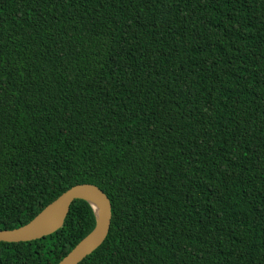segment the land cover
<instances>
[{
  "label": "trees",
  "instance_id": "16d2710c",
  "mask_svg": "<svg viewBox=\"0 0 264 264\" xmlns=\"http://www.w3.org/2000/svg\"><path fill=\"white\" fill-rule=\"evenodd\" d=\"M80 184L111 221L78 264H264V0H0V230ZM95 225L76 200L0 264Z\"/></svg>",
  "mask_w": 264,
  "mask_h": 264
},
{
  "label": "water",
  "instance_id": "95a60500",
  "mask_svg": "<svg viewBox=\"0 0 264 264\" xmlns=\"http://www.w3.org/2000/svg\"><path fill=\"white\" fill-rule=\"evenodd\" d=\"M88 199L95 201L98 208L97 211H95ZM76 200H83L90 205L95 216L96 225L91 233L82 239L58 264L80 263L104 242L111 221V206L107 195L98 187L91 184H80L71 187L61 194L56 201L42 210L27 225L13 230H0V242H31L53 234L63 225L70 205ZM49 209H53L49 217L42 220L41 217Z\"/></svg>",
  "mask_w": 264,
  "mask_h": 264
},
{
  "label": "bare ground",
  "instance_id": "6f19581e",
  "mask_svg": "<svg viewBox=\"0 0 264 264\" xmlns=\"http://www.w3.org/2000/svg\"><path fill=\"white\" fill-rule=\"evenodd\" d=\"M88 200L92 203V205H93L95 211H97L98 208H97V205H96L95 201H94L93 199H88ZM52 210H53V209H49V211H48L47 213H45V214L41 217L42 220L47 219V218L49 217V215H50V213H51Z\"/></svg>",
  "mask_w": 264,
  "mask_h": 264
}]
</instances>
